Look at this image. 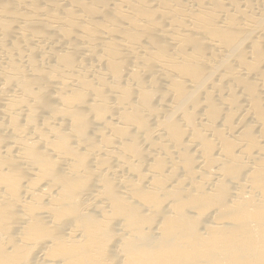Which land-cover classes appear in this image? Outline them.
Here are the masks:
<instances>
[{
  "label": "bare ground",
  "instance_id": "bare-ground-1",
  "mask_svg": "<svg viewBox=\"0 0 264 264\" xmlns=\"http://www.w3.org/2000/svg\"><path fill=\"white\" fill-rule=\"evenodd\" d=\"M0 264H264V0H0Z\"/></svg>",
  "mask_w": 264,
  "mask_h": 264
}]
</instances>
